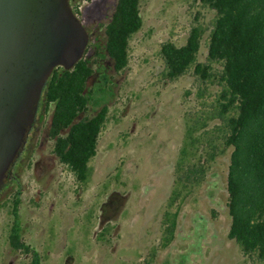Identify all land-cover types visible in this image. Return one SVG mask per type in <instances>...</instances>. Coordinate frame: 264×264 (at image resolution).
<instances>
[{"label":"rangeland","instance_id":"1","mask_svg":"<svg viewBox=\"0 0 264 264\" xmlns=\"http://www.w3.org/2000/svg\"><path fill=\"white\" fill-rule=\"evenodd\" d=\"M115 3L75 0L76 15L89 32L85 56L93 57L92 44L102 38ZM140 11L142 27L129 41L127 67L114 72L103 61L112 89L84 184L52 152L51 109L35 123L15 161V182L0 193V264H30L29 256L8 242L17 184L22 239L39 252L43 264H145L153 253L151 264H262L227 236L231 148L210 162L205 180L180 205L172 241L161 245L162 214L186 122L210 112L221 87L217 80H198L193 68L167 80L160 48L167 41L184 44L190 28L200 24L205 32L197 61L206 62L215 12L198 0H141ZM212 66L215 72L221 68ZM98 79L93 75L88 85Z\"/></svg>","mask_w":264,"mask_h":264},{"label":"trees","instance_id":"2","mask_svg":"<svg viewBox=\"0 0 264 264\" xmlns=\"http://www.w3.org/2000/svg\"><path fill=\"white\" fill-rule=\"evenodd\" d=\"M215 12L207 43L206 62L197 54L205 32L193 25L184 44L161 45L164 77L173 81L193 68L201 82L218 81L221 89L210 112L187 120L174 164L172 187L162 214L161 245L174 237L180 205L204 180L210 162L231 148L227 170V208L231 219L227 236L246 256L264 264V0H198ZM75 0H70L73 12ZM141 0H116L102 38L92 44L94 55L85 56L70 70L55 67L42 91L34 124L51 109L47 134L52 152L84 184L90 175V160L97 152L98 138L107 119L112 83L104 60L114 72L129 61V41L142 27ZM213 63L221 68L215 72ZM96 66V67H94ZM98 81L88 85L93 75ZM91 111V115L81 116ZM216 123L209 128V122ZM6 180L0 193L11 182ZM15 182V181H14ZM20 186L12 193V221L8 242L15 251L43 264L41 255L21 235ZM145 264H151L154 257Z\"/></svg>","mask_w":264,"mask_h":264},{"label":"water","instance_id":"3","mask_svg":"<svg viewBox=\"0 0 264 264\" xmlns=\"http://www.w3.org/2000/svg\"><path fill=\"white\" fill-rule=\"evenodd\" d=\"M89 32L69 0H0V189L12 175L52 70H70Z\"/></svg>","mask_w":264,"mask_h":264},{"label":"flooded vegetation","instance_id":"4","mask_svg":"<svg viewBox=\"0 0 264 264\" xmlns=\"http://www.w3.org/2000/svg\"><path fill=\"white\" fill-rule=\"evenodd\" d=\"M35 127V124L33 123L32 124V126H31V128L29 129V131H28V134H27V137H26V142H25V144H24V147H23V149H22V151L26 148V146H27V143H28V141H29V138L31 137V133H32V130H33V128ZM21 151V152H22ZM20 152V153H21ZM19 153V154H20ZM18 157V156H17ZM17 159V158H16ZM16 159H15V161H16ZM15 161H14V164H15ZM14 164H13V167H14ZM13 167H12V175H10V178L9 179H6V180H12V179H14V178H16V174L14 173V171H13Z\"/></svg>","mask_w":264,"mask_h":264}]
</instances>
